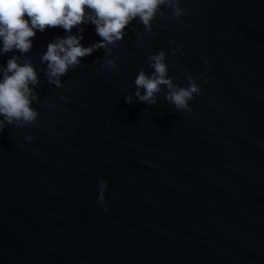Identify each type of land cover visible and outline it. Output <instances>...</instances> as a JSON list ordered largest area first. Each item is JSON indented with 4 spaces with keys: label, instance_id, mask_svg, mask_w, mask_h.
Here are the masks:
<instances>
[{
    "label": "water",
    "instance_id": "95a60500",
    "mask_svg": "<svg viewBox=\"0 0 264 264\" xmlns=\"http://www.w3.org/2000/svg\"><path fill=\"white\" fill-rule=\"evenodd\" d=\"M68 34L0 53V74L13 57L35 68L39 112L0 132V264H264V0H173L58 87L42 56ZM71 34L101 40L91 23ZM161 51L177 87L200 86L191 111L166 86L135 98Z\"/></svg>",
    "mask_w": 264,
    "mask_h": 264
},
{
    "label": "clouds",
    "instance_id": "9594fccd",
    "mask_svg": "<svg viewBox=\"0 0 264 264\" xmlns=\"http://www.w3.org/2000/svg\"><path fill=\"white\" fill-rule=\"evenodd\" d=\"M172 3L173 0H0V53L14 49L27 53L37 32L62 28L69 34L49 43L42 56V61L47 63L49 82L60 87L61 77L70 68L79 65L82 58L99 48L107 50L109 45L122 40L126 28L134 20L150 29L160 7L164 4L171 6ZM182 14L183 9L176 7L175 15ZM84 23L93 24L101 37L100 41L88 47L81 43L82 35L71 34L73 28ZM149 60L153 72L150 75L144 71L137 74L135 98L142 103L155 104L161 86H166L165 98L177 110L191 111L189 102L201 92L200 86L190 77L187 87H177L168 76L163 51L151 55ZM107 64L115 67L113 60L107 61ZM37 83V72L30 63L21 64L15 57L7 61L0 74V117L3 118L0 119V132L4 131L5 124L24 127L37 121L39 112L31 106L37 99L33 95ZM133 99V96L125 97L129 104ZM32 139L30 135L27 137L28 141ZM99 186V202L103 204L107 182L101 180Z\"/></svg>",
    "mask_w": 264,
    "mask_h": 264
}]
</instances>
